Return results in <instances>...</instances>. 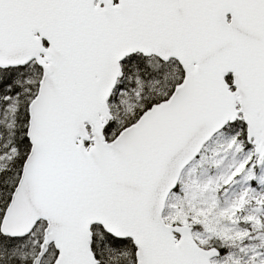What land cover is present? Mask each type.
<instances>
[{
    "label": "snow or ice",
    "instance_id": "6c2138e0",
    "mask_svg": "<svg viewBox=\"0 0 264 264\" xmlns=\"http://www.w3.org/2000/svg\"><path fill=\"white\" fill-rule=\"evenodd\" d=\"M0 264H264V0H0Z\"/></svg>",
    "mask_w": 264,
    "mask_h": 264
}]
</instances>
